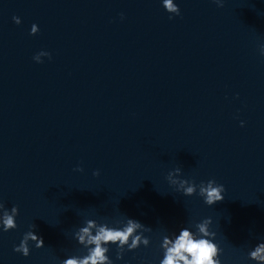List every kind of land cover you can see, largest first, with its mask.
<instances>
[{
    "label": "water",
    "instance_id": "obj_1",
    "mask_svg": "<svg viewBox=\"0 0 264 264\" xmlns=\"http://www.w3.org/2000/svg\"><path fill=\"white\" fill-rule=\"evenodd\" d=\"M172 3L180 15L163 0H0V203L19 208L0 264L83 257L87 220L95 235L128 218L150 244L123 259L107 245L113 264H160L164 236L200 238L207 218L213 260L264 264L249 255L264 243V0ZM213 179L226 191L210 206ZM30 230L45 246L25 257Z\"/></svg>",
    "mask_w": 264,
    "mask_h": 264
},
{
    "label": "clouds",
    "instance_id": "obj_2",
    "mask_svg": "<svg viewBox=\"0 0 264 264\" xmlns=\"http://www.w3.org/2000/svg\"><path fill=\"white\" fill-rule=\"evenodd\" d=\"M219 6H224V0H214ZM163 5L168 12H175L176 15H180V8L177 4H173L172 0H163ZM172 17H170L171 19ZM17 24H20V18L14 17ZM38 25H33L31 34L35 35ZM261 54L264 55V45L261 46ZM51 58V54L43 52ZM34 59L42 63L39 60V56H35ZM244 122L241 121V126ZM76 171L83 172L82 167L75 169ZM181 169L177 168L175 173H180ZM95 176H99L100 172H94ZM173 172L169 173L168 178L170 184L178 183L176 180H172ZM181 188L178 191L183 192L186 196H193L197 194V185L192 183L188 187H183L188 184L187 180L179 181ZM206 185V186H205ZM182 189V190H181ZM226 191L224 185L218 184L214 179L209 180L206 184H199V195L204 198L205 203L208 205H215L218 202H222L224 192ZM0 223L3 224V230L5 232L18 227L16 217L19 215V208L17 206L12 207L9 211L5 208L3 203H0ZM86 226L81 227L76 233L75 238L78 242L87 249V255L73 256L64 261L62 264H113L108 252L109 247L107 245L116 244L118 247L117 258L123 259L125 250H135L141 245L148 246L150 239L144 236V232L151 231L150 227H146L141 222L128 218L127 223L122 227H111L106 224H100L96 229L95 235L90 231V227L95 226L94 220H87ZM211 218L204 219L202 222L196 224L197 230L202 234L200 238L195 237L189 228H182L178 235L164 236L162 242V248L164 249V258L160 261V264H222L220 259L213 260V255L216 254L217 248L219 249V257L222 249L214 242L216 237L215 231H209L208 226L212 225ZM33 229L36 225L32 226ZM140 230L137 232V230ZM135 233V234H134ZM85 238L87 242L85 243ZM29 241L35 243L36 248H43L45 246L42 236L36 234L34 230L26 232L23 236L21 243L15 246L14 251L22 253L25 257L30 255ZM171 245V246H169ZM250 258L254 260H264V243H260L250 252Z\"/></svg>",
    "mask_w": 264,
    "mask_h": 264
}]
</instances>
